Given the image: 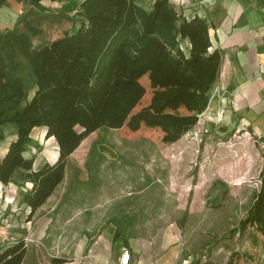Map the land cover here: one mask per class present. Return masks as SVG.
Returning <instances> with one entry per match:
<instances>
[{
    "label": "rangeland",
    "instance_id": "1",
    "mask_svg": "<svg viewBox=\"0 0 264 264\" xmlns=\"http://www.w3.org/2000/svg\"><path fill=\"white\" fill-rule=\"evenodd\" d=\"M41 2L67 18L43 23L42 34L33 39L36 46L74 32L84 20L76 14V4ZM137 4L148 10L151 1ZM183 42L179 47L185 53ZM138 83L142 93L118 124L86 136L69 155L58 187L56 213L62 218L56 220L55 239L23 237L28 248L23 264H49L52 257L63 258L61 264H82L84 251L100 245L92 240L105 233L104 224L117 231L115 248L129 250L128 240L134 239L146 243L154 264H264V235L252 224L240 225L264 168L263 142L239 119L225 115L227 102L214 94V82L204 92L199 89L207 98L203 110L190 103H165L178 91L197 92L198 79L179 76L169 87L145 75ZM33 92L30 87L25 100ZM159 111L194 120L175 134L160 118L144 121L146 114ZM42 130L31 131L25 156L40 160L57 152L54 138H45ZM12 182L18 186L14 195L10 200L0 197V221L9 229L8 205L25 188L19 180Z\"/></svg>",
    "mask_w": 264,
    "mask_h": 264
},
{
    "label": "trees",
    "instance_id": "2",
    "mask_svg": "<svg viewBox=\"0 0 264 264\" xmlns=\"http://www.w3.org/2000/svg\"><path fill=\"white\" fill-rule=\"evenodd\" d=\"M5 1L0 0V6ZM137 1L81 0L76 10L84 18L80 26L36 46L33 39L42 34V24L59 22L67 15L41 0H24L26 7L13 25L0 30V126L12 123L15 127V137L0 158V182H32L19 197L29 208L28 216L62 181L66 161L82 140L124 117L142 93L138 80L143 76L169 87L179 76L198 79L199 86L193 87L197 92L178 91L165 103L205 108L207 98L199 89L204 92L215 81L219 54L209 52L205 42L199 47L194 44L193 25L181 19L169 0H153L149 10ZM186 37L191 41L187 56L179 47V40ZM30 87L34 92L25 100ZM158 118L175 134L184 132L194 120V116L159 111L146 114L144 121ZM35 127L45 128V138H54L57 153L53 157H57L33 170L34 158L24 152ZM248 223L264 235V168L240 225ZM25 245L23 237H16L1 248L0 264H21ZM63 262L52 257L49 264Z\"/></svg>",
    "mask_w": 264,
    "mask_h": 264
},
{
    "label": "crops",
    "instance_id": "3",
    "mask_svg": "<svg viewBox=\"0 0 264 264\" xmlns=\"http://www.w3.org/2000/svg\"><path fill=\"white\" fill-rule=\"evenodd\" d=\"M63 1L76 4V9L81 2V0ZM149 1H151V8L153 0ZM173 1L181 4V6L176 4L172 6L180 13L182 20L193 25L197 33L193 39L194 44L199 47L205 42L209 45V52L216 51L219 54L212 90L214 94L221 95L227 102L225 115L239 119L241 124L246 125L247 130L264 144V0H171ZM23 3L24 0H6L0 6V26L4 29L10 28L22 11ZM182 41L187 48V52L184 53L187 56L191 41L188 37ZM180 49L182 50L181 46ZM6 126H10L9 130L4 129ZM0 133L2 134L1 158L7 145L15 137V127L12 123L3 124L0 126ZM42 134L45 135V128ZM56 157L57 154L55 157H42L40 160L33 157L32 169L39 168L45 162H54ZM69 158L66 161L65 170ZM22 183H25V188L21 187L23 191L17 194L18 200L21 194L32 186L29 180L24 182L19 180V184ZM60 183L30 216H28V206L20 201L18 203L17 197L14 199L15 203L8 205L6 214L10 220L12 234L16 237L27 235L31 241L35 242L55 239L56 220L58 216L62 218L56 213V205L61 195V190L58 188ZM14 188L18 186L13 182L7 184L0 182V197L10 200L14 195L12 193ZM104 226L105 233L97 235L96 239L92 240V242H99L100 245L95 243L91 249L87 248L84 251L82 264H118L121 249L124 247L117 245L115 248L114 227L112 224H104ZM21 231L24 232L23 235L20 234ZM128 242L129 250H126L131 254L130 264H154L146 243L136 239L128 240ZM102 244L103 249H100L99 246ZM27 252L26 247L21 264L24 263ZM142 252L145 253L144 258L140 256Z\"/></svg>",
    "mask_w": 264,
    "mask_h": 264
},
{
    "label": "built area",
    "instance_id": "4",
    "mask_svg": "<svg viewBox=\"0 0 264 264\" xmlns=\"http://www.w3.org/2000/svg\"><path fill=\"white\" fill-rule=\"evenodd\" d=\"M14 241L15 238L12 236L8 224H4L0 221V249ZM118 264H129V252L126 249L122 250Z\"/></svg>",
    "mask_w": 264,
    "mask_h": 264
}]
</instances>
